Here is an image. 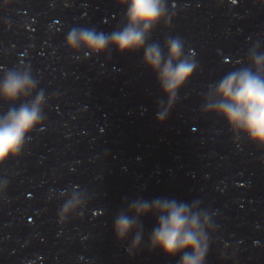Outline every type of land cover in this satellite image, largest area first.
<instances>
[{"label": "water", "instance_id": "95a60500", "mask_svg": "<svg viewBox=\"0 0 264 264\" xmlns=\"http://www.w3.org/2000/svg\"><path fill=\"white\" fill-rule=\"evenodd\" d=\"M164 2L147 44L166 56L179 38L197 65L171 104L143 51L66 46L74 28H122L116 0H0V78L14 69L36 82L15 104L0 101V116L44 96L41 122L0 163V264H179L150 250L151 216L135 252V232L116 239L114 219L136 198L206 214L203 264H264V147L205 110L214 84L264 54V3Z\"/></svg>", "mask_w": 264, "mask_h": 264}, {"label": "clouds", "instance_id": "9594fccd", "mask_svg": "<svg viewBox=\"0 0 264 264\" xmlns=\"http://www.w3.org/2000/svg\"><path fill=\"white\" fill-rule=\"evenodd\" d=\"M125 12V24L111 33L94 29L74 28L65 40L68 48L85 54H100L109 47L120 53L143 51V62L157 77L161 91L169 99H176L179 89L192 77L196 62L184 53L183 42L170 38L165 42L167 55L160 45L147 44L149 33L165 19L164 0H116ZM264 3V0H260ZM165 26L167 24L165 23ZM250 66L229 72L212 86L210 101L205 110L221 116L235 132L264 147V54L253 53ZM36 82L27 72L8 70L0 78V101L15 104L35 90ZM43 93L37 94L30 104L11 108L0 116V163L19 154L25 137L41 122ZM168 110L157 113L163 123ZM78 201L74 198L65 206L69 209ZM155 219L148 244L150 250H159L169 258L180 257L179 264H203L207 253L208 227L206 214L194 205L171 198L131 200L113 222L118 241H124L135 232L129 251L141 247L143 225L141 220Z\"/></svg>", "mask_w": 264, "mask_h": 264}]
</instances>
